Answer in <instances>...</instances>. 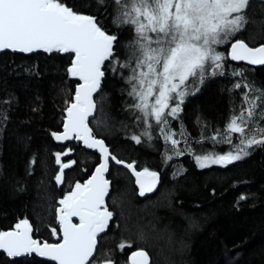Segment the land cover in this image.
<instances>
[{"label": "trees", "instance_id": "1", "mask_svg": "<svg viewBox=\"0 0 264 264\" xmlns=\"http://www.w3.org/2000/svg\"><path fill=\"white\" fill-rule=\"evenodd\" d=\"M65 2L74 10L97 16L109 34L118 36L116 56L127 59L124 45L134 32L128 26L113 25L111 8L105 12L80 7L91 0ZM248 14L255 21L250 29L256 40L249 41L248 35L244 39L250 46H258L264 43V0H255ZM229 47L227 44L221 51L226 57L225 74L207 78L195 95L185 98L177 118H168L167 126L152 121L153 138L142 136L140 144L130 139L145 125L137 122L140 113L130 107L135 101L128 95L125 69L122 74L117 65L118 73L106 71L103 98L100 93L98 112L91 121L95 136L119 159L133 163L138 170L157 172L160 185L141 200L129 173L112 166L108 206L114 215L99 237L95 264L109 258L116 264H129V255L138 249L147 251L151 264H264V147L248 149L250 156L227 166L199 168L196 164L197 156H218L238 145L237 134H231V143L227 142L226 125L246 107V93L251 97L255 89H264V67L231 61ZM70 62L67 53L0 54V111L6 114L0 118V231L28 219L36 238L54 242L51 228L59 230L58 201L75 183L86 182L99 163V157L79 143L59 145L51 135L61 131L65 109L78 84L67 72ZM241 69L243 76L232 74ZM237 82L242 84L239 89L234 87ZM165 132L175 133L173 138L179 141L175 150L165 140ZM66 149L71 152L61 156L62 163H76L66 169L65 182L59 186L56 153ZM176 151L183 154L177 156ZM242 195L246 199L241 200ZM121 242L131 247L121 251L117 247ZM0 264L53 263L34 256L11 260L0 254Z\"/></svg>", "mask_w": 264, "mask_h": 264}, {"label": "snow or ice", "instance_id": "2", "mask_svg": "<svg viewBox=\"0 0 264 264\" xmlns=\"http://www.w3.org/2000/svg\"><path fill=\"white\" fill-rule=\"evenodd\" d=\"M249 5L250 0H91L80 5L105 12L111 8L113 25L128 26L134 32L131 41L124 45L127 59L121 61L114 50L118 36L109 34L97 16L74 10L65 0H0V52L71 54L67 72L80 83L65 109L62 132H52V137L56 141L75 139L84 147L99 151L102 157L91 177L84 183H75L58 201L59 232L56 227L51 228L58 242L34 239L32 223L23 219L14 230L0 231V250L7 257L35 253L54 264H90L97 251L98 237L108 230L114 215L106 203L111 184L105 177L109 161L132 171L140 196L152 192L159 182L157 172L147 168L137 171L133 163L119 159L103 139L93 135L89 118L95 117L98 111L99 101L94 100V95L100 91L105 72L118 73L117 65L128 70L125 77L130 85L128 95L135 101L130 107L140 113L137 122L145 125L140 134H133L130 139L136 144L142 142V136L151 140L152 121L155 125L167 126L168 118H177L185 98L195 95L207 78L225 74L226 57L217 50L218 46H230L228 56L232 61L264 65V43L250 46L240 38L241 33H246L249 41L256 40L249 28L250 24L255 25L248 14ZM232 74L243 76V70H234ZM234 87L239 89L242 84L237 82ZM243 87L253 91L248 84ZM254 91L256 94L251 97L244 95L246 107L233 114L225 128L227 142L231 143V134H237L238 145L225 155L197 156L200 168L210 164L227 166L250 156L248 149L264 147V126H261L264 89ZM0 118H6L2 111ZM164 135L175 150L179 143L173 138L175 133ZM70 152L71 149H66L56 153V163L60 165L55 176L58 185L65 182L64 170L76 163L74 160L61 162V156ZM175 154L183 153L176 151ZM240 199L246 197L242 195ZM73 218L78 222H73ZM117 247L122 251L131 244L121 242ZM129 261L150 264L149 255L143 249L134 251ZM103 264H116V261L109 258Z\"/></svg>", "mask_w": 264, "mask_h": 264}, {"label": "water", "instance_id": "3", "mask_svg": "<svg viewBox=\"0 0 264 264\" xmlns=\"http://www.w3.org/2000/svg\"><path fill=\"white\" fill-rule=\"evenodd\" d=\"M5 52H10V53H15V54H22V55H25V56H31V55H35V54H38V53H43L42 51H40V52H35V53L27 54V53H19V52H12V51H10V50H5V51H3V52H0V54L5 53ZM233 62H235V63H244V64L248 65V64H247L246 62H244V61H233ZM107 63H108V62L106 61V62H105V65H106ZM248 66L255 67V68L264 67V65H248ZM105 78H106V72H105V76H104V78H103V80H102V82H101V88H100V91L97 92V93L94 95V100H96L97 97H98V95L101 93V90H102V88H103V83H104ZM72 79H74L75 81H77L78 84L80 83L77 79H75V78H73V77H72ZM78 84L76 85V87L78 86ZM76 87H75V90H76ZM97 108H98V105H97ZM97 112H98V111H97ZM65 115H66V113H64V118H65ZM96 115H97V113L95 114V117H96ZM95 117H90V118H89V126H90V127H91V121H92L93 119H95ZM63 123H64V120H63ZM91 128H92V127H91ZM92 129H93V128H92ZM62 130H63V128L61 129L60 132H62ZM93 135L95 136L94 130H93ZM96 138H98V137H96ZM98 139H101V138H98ZM56 142H57V144H59V145H66V144H68V143L77 142V143H79V144L81 145V147H82L83 149H85L86 151H90V152L95 153V154L99 157V163L102 162V157H101V154H100L99 151H97V150H95V149H88V148L84 147L83 144H82V142H80V141H77V140L73 139V140H69V141H56ZM105 144L107 145L106 142H105ZM107 146H108V145H107ZM108 147H109V146H108ZM109 150L112 152L111 147H109ZM61 162H62V161H61ZM99 163H98V165H99ZM112 163L115 164L114 162L109 161V171L105 174V177H106V179H108V180H110V179H109V175H110V170H111V165H112ZM126 163H127V162H126ZM58 165H59V164H58ZM98 165H97V166H98ZM115 165H116V164H115ZM59 166H60V165H59ZM97 166H96V167H97ZM116 166L119 167V168H122V169L126 170V171L131 175L132 179L134 180V184H135V186H136V189H137V191H138V196H139V198L142 199V200H144V199H146L148 196L152 195V194L158 189V187H159V185H160V180H159V182L157 183L155 189H154L152 192H146L144 196H140V195H139V185L136 184V182H135V181H136V177L133 175L132 171H131L130 169L124 167L123 165H116ZM96 167H95V168H96ZM95 168L93 169L92 174L94 173ZM135 168H136V167H135ZM136 170H137V169H136ZM65 171H66V169L64 170V173H65ZM137 171H142V170H137ZM92 174H91V175H92ZM91 175H90V177H91ZM90 177H89V178H90ZM89 178H88V179H89ZM110 182H111V184H110L109 196L106 197V203H107V204H108V200H109V197H110V195H111V189H112V181L110 180ZM62 185H63V184H60L59 186H62ZM58 207H59V204H58ZM58 207H57V208H58ZM73 222H78V221H77L76 218H73ZM57 223H58V221H57ZM14 228H15V226H14L12 229H10V230H14ZM5 231H9V230H5ZM57 231L59 232V230H57ZM104 233H105V232H104ZM104 233H101L100 236H101L102 234H104ZM100 236H99V237H100ZM99 237H98V238H99ZM33 238H34V239H38V238H36V237L34 236V229H33ZM39 240H40V239H39ZM40 241H42V240H40ZM56 242H58V241H57L56 238L54 237V242H51V243H56ZM49 243H50V242H49ZM98 248H99V239H98V243H97V251H96V253L94 254L93 260L90 261V264L94 261L95 257L97 256ZM138 250H141V249H138ZM134 251H137V250H134ZM134 251H132V253H133ZM132 253H131V254H132ZM0 254H4V255L7 257V255H6L5 253H3L2 250H0ZM131 254L129 255V257L131 256ZM27 256H30V257L34 256V257H36V258L39 259V260H42V261H45V262H50V263H53V264H54V262L49 261L46 257H40V256H38V255L35 254V253H33V254H31V255L22 256V257H15V258L7 257V258H9V259H11V260H14V259L25 258V257H27ZM128 260H129V258H128ZM129 264H130V261H129ZM150 264H151V260H150Z\"/></svg>", "mask_w": 264, "mask_h": 264}, {"label": "rangeland", "instance_id": "4", "mask_svg": "<svg viewBox=\"0 0 264 264\" xmlns=\"http://www.w3.org/2000/svg\"><path fill=\"white\" fill-rule=\"evenodd\" d=\"M255 2V0L254 1H251L250 2V5H249V11H250V8H251V5L253 4ZM249 28H250V25H249ZM248 34H246V33H241L240 34V38H244V37H246ZM226 45L227 44H225V45H221V46H218V48H217V50L218 51H222V49H224L225 47H226ZM121 61H123L124 59L123 58H119ZM121 70H123L122 71V74H123V72H124V69H121ZM125 75H128V70L127 69H125V73H124ZM102 102V104L104 103V100L103 101H101ZM92 127V126H91ZM234 146L235 145H232V146H230V148H229V151H232L233 150V148H234ZM225 154H227V152H223V153H221L220 155H225ZM211 156H215L214 154H212ZM196 164H197V166L199 167V165H198V163H197V160H196ZM213 165H220V164H210V166H213ZM209 166V167H210ZM200 168V167H199ZM130 175V174H129ZM132 178V177H131ZM132 182H133V185H134V181H133V179H132ZM135 187V186H134ZM136 189V188H135ZM136 192H137V190H136ZM119 204V203H118Z\"/></svg>", "mask_w": 264, "mask_h": 264}, {"label": "bare ground", "instance_id": "5", "mask_svg": "<svg viewBox=\"0 0 264 264\" xmlns=\"http://www.w3.org/2000/svg\"><path fill=\"white\" fill-rule=\"evenodd\" d=\"M125 162H126V161H125ZM127 163H129V162H127ZM113 165H115V164L112 163L111 168H112ZM115 166H116V165H115ZM135 167H136V166H135ZM136 169H137V168H136ZM137 170H138V169H137ZM110 172H111V170H110ZM130 176H131V175H130ZM133 181H134V180H133ZM134 186H135V184H134ZM135 188H136V186H135ZM136 190H137V189H136ZM137 194H138V191H137ZM138 197H139V196H138ZM141 200H142V199H141ZM131 253H132V252H131Z\"/></svg>", "mask_w": 264, "mask_h": 264}]
</instances>
